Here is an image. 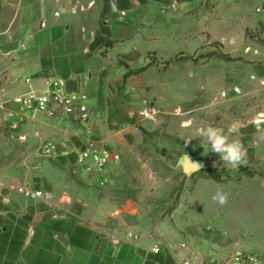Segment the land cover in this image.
Wrapping results in <instances>:
<instances>
[{"label": "crops", "instance_id": "0c3cea01", "mask_svg": "<svg viewBox=\"0 0 264 264\" xmlns=\"http://www.w3.org/2000/svg\"><path fill=\"white\" fill-rule=\"evenodd\" d=\"M257 38L264 40V0L0 3V152H23L18 166L29 168L14 183H0V264H222L229 259L235 251L181 238L177 226L155 234L112 228L96 192L66 171L79 168L76 152L91 139L66 119L41 115L18 124L16 99L59 82L64 91L88 97L93 118L100 112L107 70L127 74L130 65L141 67L149 55L164 63L179 54L208 51L215 41L224 47L222 53L242 60L206 58L200 66L201 88L215 84L226 92L221 103L248 104L244 117H230L221 128L235 125L230 139L247 150L242 165H264V46ZM192 40L199 43L189 53L173 49ZM108 42H113L109 48ZM212 66L217 70L213 78L208 75ZM202 102L215 101L206 96ZM46 141L60 145L57 157L40 156ZM36 154L44 159L38 166ZM19 187L43 196L27 197Z\"/></svg>", "mask_w": 264, "mask_h": 264}, {"label": "rangeland", "instance_id": "374dc122", "mask_svg": "<svg viewBox=\"0 0 264 264\" xmlns=\"http://www.w3.org/2000/svg\"><path fill=\"white\" fill-rule=\"evenodd\" d=\"M0 3L9 6L16 0H0ZM194 43L199 42L192 40L173 49L189 53ZM207 47L208 51L203 47L204 51L198 50L193 55L195 60L174 63L168 68L157 55H149L141 66L153 65L144 73L126 79L120 92V101L144 112L145 117L135 127H124L118 132L106 127L104 91L120 71L107 70L100 112L86 124L66 120L83 129L84 137L90 138L97 148L118 153L120 161L112 163L103 174H85L80 167H67L66 171L96 192L112 228L124 231L136 227L155 234L177 226L181 238L195 239L226 252L244 250L264 256L263 161H256L251 167L225 165L206 146V141L196 136L198 127L228 125V118L243 116L248 105L221 103V94L226 92L218 91L221 87L215 84L206 91L201 88L200 66L206 54L210 50L222 53L224 48L215 41ZM186 55L190 56L179 54ZM136 68L139 65L129 66ZM209 70L208 75L213 78L216 67ZM206 96L215 102L204 104L202 100ZM188 138L193 139L186 142ZM187 154L205 167L191 177L186 176L179 164ZM36 156L34 165L38 166L44 159ZM22 157L23 152L18 150L0 152V183H14L27 175L29 168L18 166ZM209 168L230 180L216 186L213 180L201 178ZM251 172L255 173L253 178L248 177ZM247 179L253 181L243 182ZM218 192L227 195L223 205L213 199Z\"/></svg>", "mask_w": 264, "mask_h": 264}, {"label": "built area", "instance_id": "2783aa9c", "mask_svg": "<svg viewBox=\"0 0 264 264\" xmlns=\"http://www.w3.org/2000/svg\"><path fill=\"white\" fill-rule=\"evenodd\" d=\"M123 16L125 13L122 14ZM88 97L80 92L69 93L61 88L59 82L51 83L43 92L31 91L16 99L18 104V124L28 120L44 116L50 120L75 119L83 124L89 123L92 112L87 103ZM40 156L47 159L57 157L60 153V145L53 141H46L39 150ZM77 165L87 173L103 174L112 163L120 161V155L107 149H99L94 143H88L83 149L76 152ZM17 190L25 196L42 197V192L34 194L24 187ZM130 236H132L130 234ZM135 239H138L136 236ZM153 251L158 252L155 247ZM215 260L211 264H216ZM190 264V263H186ZM218 264V263H217ZM222 264H264V257L244 250L235 251L229 259Z\"/></svg>", "mask_w": 264, "mask_h": 264}, {"label": "water", "instance_id": "95a60500", "mask_svg": "<svg viewBox=\"0 0 264 264\" xmlns=\"http://www.w3.org/2000/svg\"><path fill=\"white\" fill-rule=\"evenodd\" d=\"M126 75V72L120 73L108 84L105 93V124L112 132L121 131L124 127L133 128L145 117L144 112L126 106L120 101V92ZM179 164L188 177L205 168L196 158L188 154L181 157Z\"/></svg>", "mask_w": 264, "mask_h": 264}, {"label": "clouds", "instance_id": "9594fccd", "mask_svg": "<svg viewBox=\"0 0 264 264\" xmlns=\"http://www.w3.org/2000/svg\"><path fill=\"white\" fill-rule=\"evenodd\" d=\"M237 131L235 125H232L227 131L224 128L213 125L201 126L196 129V136L206 141V146L210 151L219 155L223 164L236 166L246 163L247 150L237 139H230V136ZM193 138H188L190 142ZM221 205L227 202V195L218 192L213 197Z\"/></svg>", "mask_w": 264, "mask_h": 264}, {"label": "trees", "instance_id": "16d2710c", "mask_svg": "<svg viewBox=\"0 0 264 264\" xmlns=\"http://www.w3.org/2000/svg\"><path fill=\"white\" fill-rule=\"evenodd\" d=\"M257 41L259 44L263 45L264 46V40L261 39V38H257ZM113 45V42H108L106 44L105 47L109 48ZM106 52L103 53V55H105ZM207 58H219V59H222V60H225L227 62H235V61H240L242 60V58L240 57H237V58H234L228 54H224V53H217V52H210L206 55ZM188 60H195V58L193 56H178L172 60H169V61H166L164 62L165 64V67L168 68L170 65L174 64V63H178V62H185V61H188ZM153 64L150 63V64H147L145 66H141L139 68H136V69H130L129 72L127 73V78H130L132 76H135V75H140L142 73H144L145 71H147ZM165 68V69H166ZM255 176V173L254 172H251L248 174V177L249 178H253ZM201 178H205V179H212V180H215L216 182H219V183H226L230 180V178H224L219 172L217 171H214V170H207V171H204L203 174L201 175Z\"/></svg>", "mask_w": 264, "mask_h": 264}]
</instances>
